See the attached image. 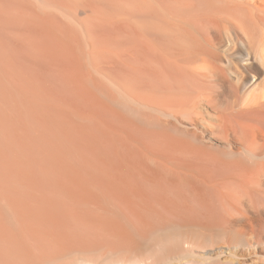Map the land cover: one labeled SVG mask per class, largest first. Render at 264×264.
Masks as SVG:
<instances>
[{"label": "bare ground", "instance_id": "6f19581e", "mask_svg": "<svg viewBox=\"0 0 264 264\" xmlns=\"http://www.w3.org/2000/svg\"><path fill=\"white\" fill-rule=\"evenodd\" d=\"M256 250L264 0H0V264Z\"/></svg>", "mask_w": 264, "mask_h": 264}, {"label": "rangeland", "instance_id": "374dc122", "mask_svg": "<svg viewBox=\"0 0 264 264\" xmlns=\"http://www.w3.org/2000/svg\"><path fill=\"white\" fill-rule=\"evenodd\" d=\"M102 253L104 255H102ZM100 255L98 254V257L94 255V259H89V255L91 256V253L86 252H75L73 254H70L68 256L63 257L61 260L56 261H50L48 264H89V262H92L93 264H114L116 262L117 256L111 255L109 252H102ZM250 254V255H249ZM237 264H264V252L263 251H253L248 252L246 254H237L236 256ZM64 260V261H63ZM67 262V263H66Z\"/></svg>", "mask_w": 264, "mask_h": 264}]
</instances>
